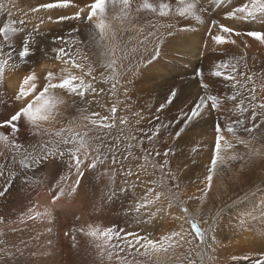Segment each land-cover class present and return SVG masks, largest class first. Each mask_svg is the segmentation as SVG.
<instances>
[{"label": "snow or ice", "instance_id": "6c2138e0", "mask_svg": "<svg viewBox=\"0 0 264 264\" xmlns=\"http://www.w3.org/2000/svg\"><path fill=\"white\" fill-rule=\"evenodd\" d=\"M209 2L217 8H224L226 5H232L234 0H209ZM16 3L17 0H8L11 7L0 4V9H4L11 17L13 16L12 8L16 6ZM71 6H74L73 0H50V2L30 7L28 12L23 13V16ZM108 6H111L113 10L118 8L119 11L116 15H110L107 12ZM86 10V22L92 26L89 31V40L83 42L78 36L73 35L80 31L79 28H73L69 32V39H65L63 36L54 38L61 42V46L53 48L52 51L55 53V59L61 61L64 67L61 68L59 74L48 71L39 89L37 88L38 77L35 72L24 76L15 95V99L21 101L22 106L7 118L0 120V129L11 130L10 134L0 131V146H2L0 147V158L3 160L0 162V183L3 185L0 196H4L18 176H21L22 182L31 183L28 171H34L41 164L52 160L65 161L67 158L68 175L71 176L73 170L75 174V180L68 185L67 189L62 186L67 181V177L61 176V180L55 185V187H59V191L52 196L53 204L61 197L70 196L76 192L81 181L85 178V169L96 170L99 166L105 165L109 157H111L112 166L118 163L121 165L122 175L125 177L137 175L138 180L140 174H148L150 165L152 169H158L161 172V178L159 181L151 180L148 183L163 189V191H154L153 187L147 188L132 211L140 213L142 209L148 210L164 196L168 200L169 208L173 205L180 208L183 216L176 217V219L189 224L190 233L181 224L180 230L171 231L161 235L159 239H154L150 234L141 235L138 232H126L123 228L118 229L116 225L101 227L89 224L87 230L73 227L65 232V236H71L73 248L77 247L75 235L77 232L91 238L90 244L95 248V254L101 264H105V261L108 264H183L184 260L187 261V264H196L197 259L199 264H216L215 252L218 242L215 233L222 210L217 211L211 222L207 219L203 221L208 225L207 228L201 227L193 212H190L186 206L187 202L180 198L178 191L180 187L179 169L174 172L168 167L169 157L175 153L170 147L165 148L161 153L155 147V142L161 128L168 129L170 126L179 125L172 137V139H179L193 121L204 116H212L215 113L218 117L214 122L215 144L211 150L207 175L204 177L202 195L197 199L204 200L208 197L213 187L214 177L219 178L222 186L226 183L240 182L242 174L246 170L254 168L258 163H264V70L250 71L245 55L216 62L210 75L221 78L224 87L232 89L231 94L218 95L212 94L209 84L204 82L203 70L197 69L195 77L199 79V86L203 89V93L199 94L192 102L189 110L180 109L179 115L174 119L163 124L156 123L154 128L150 129L151 135H147L149 130L134 129L128 117H117V105L122 103L118 99L112 104L110 115L88 112L87 105H90L92 100L87 97L92 94L98 96L104 89L97 90L94 86L97 77L93 73L96 68L93 67L88 54L82 52L80 47H77L76 52L73 53L72 45L94 44L101 49L100 67L105 71L100 73V77L105 84L111 82L109 91L111 96L115 97L125 76L133 72V69L150 64L159 57L160 44L158 41H162L165 35L160 29L176 27L175 23L161 24L154 20H147L141 24L142 13L145 15L150 13L162 18H169L173 14L185 19L193 17L203 23L197 13L208 11V8L201 3V0H176L175 8L163 0L159 3H153L150 0H139V2L137 0H92L85 7H80L73 16L61 15L56 17L54 22L85 19L83 13ZM39 19L41 24L45 23L43 17ZM224 19L244 24L257 21L264 24V0H235V6H232L231 10L224 11ZM48 20L52 21V17L49 16ZM26 23L27 21L23 18L20 20L9 19L0 26V80L3 79L6 68L15 69L18 66L14 58L19 61L31 58L29 37H25L18 48L13 45V38L26 31ZM213 27L218 29L216 34H212ZM132 32L136 35H129L127 40L123 39L124 34ZM171 34V31L167 32V35ZM207 34L217 46L235 45L240 47L242 44L243 49H247L249 38L251 41L264 45V30H239L237 27L228 26L217 19H212ZM141 36L142 39L139 38ZM234 37L240 38L239 43ZM81 57L83 62H80ZM72 69L80 70L82 74L76 75ZM133 75H135L134 72ZM85 77H90V79L86 80ZM61 90L73 98L78 97L85 107H76L78 115L68 119L64 126L59 128L46 126L61 122L66 118V110L77 104V101L73 99L72 104L69 105L64 96L60 94ZM127 92L128 89L125 88L126 96ZM176 95L177 89L173 88L166 100L156 109L157 113L165 110V106L171 104ZM29 96L32 98L25 101V98ZM228 104H231V107H225ZM249 112L250 116H246L245 114ZM221 113H230L238 118L230 120L229 116ZM134 115L140 116V119L144 118L139 112ZM22 119L29 131L38 138L35 143L25 145L19 142L18 134L21 131L19 122ZM140 119L135 123L139 124ZM155 119L158 121L160 118L157 115ZM221 120H230V122H226L222 126ZM113 129L117 132L116 143L109 146L105 141L111 138ZM134 131L144 132L151 145L147 149L141 148L144 153L142 157L133 155L132 143L129 142L123 146L120 144L121 138L125 141L137 140V136L133 134ZM225 131L230 134V139L225 137ZM240 132L247 135L241 136ZM143 143L144 140L141 138L136 147H140ZM237 145H242L244 151H239ZM122 150L126 154L123 159H120L118 153ZM161 155L164 157L163 163H158L156 158ZM124 161H129L126 170H124ZM132 161H137L136 172L133 171ZM237 161L240 162V168L233 170L231 165ZM110 172L111 177L114 178L115 168L112 167ZM166 176L174 182L172 187L168 186V181L165 180ZM132 187H135V183L132 184ZM120 191L124 192L125 189L121 188ZM115 196L116 192L113 190L108 199L111 200ZM158 212H163L164 215L169 214L164 209L157 208L155 212L149 211L147 222L151 223ZM257 215L264 219V200H261L260 204L252 211L241 215L239 227L244 229L247 222L255 220ZM51 218L52 213L48 208L37 211L35 207H32L26 213L21 214L18 221L9 223L23 224L25 221L36 220H48L50 223ZM140 222L137 220V223ZM3 223V217H0V226ZM11 230L17 231L16 228ZM47 231L50 232L51 228ZM209 232L213 234L211 243L208 242L207 237ZM193 233L194 238L199 241L195 245H193L192 239H189ZM0 238H2V231H0ZM49 243L51 242L49 241ZM5 244L6 242H0V257L13 258L17 254H22L19 247L15 245L6 247ZM185 245L189 247L187 254L181 259V256L177 254V249L184 248ZM193 254L195 258H193ZM236 259V257H232L233 261ZM242 259L248 264H264V252L259 254V258L245 256ZM0 264H2V260H0Z\"/></svg>", "mask_w": 264, "mask_h": 264}, {"label": "bare ground", "instance_id": "6f19581e", "mask_svg": "<svg viewBox=\"0 0 264 264\" xmlns=\"http://www.w3.org/2000/svg\"><path fill=\"white\" fill-rule=\"evenodd\" d=\"M46 2H49V0H17L16 6L12 8L13 16L10 17L7 13L1 18L2 15H0V26L9 19H15V16L17 19H25L31 25L45 28L49 24H57L54 21L58 16H73L80 7H85L92 2V0H73L74 6L69 8L53 9L47 12L41 11L36 14L29 13L28 16H23V13L28 12L30 7H35L40 3ZM137 2H139V0H137ZM150 2L159 3L161 0H150ZM163 2L172 4L173 8L176 6V0H163ZM201 3L205 4L208 8L207 12L197 13L200 15L203 23L198 22L193 17L185 19L176 17L174 14L169 18L154 16L150 13L146 15L143 13L141 14L143 17L140 21L141 24L145 23L147 20H154L161 24L170 22L176 24V27L173 29H160V31L165 33L163 38L167 39L170 43V45H164L165 52H162V55L166 53L167 56L171 57L173 60L169 63V59H164L165 57L159 56L153 66L157 68L163 66L165 69L169 70L174 65V63H172L173 61L177 60V63H180L179 65L183 68V79L181 85H178L176 97L182 96L183 109L185 111L189 110L192 102L199 94L203 93V89L199 86V79L195 77L197 69L203 70L204 82L209 84L212 94L218 95L225 93L231 94L232 89L230 87H224L221 78H215L210 75L216 62L227 60L234 56L238 57L245 55L250 71L260 72L264 70V45L251 41L249 38V47L247 49H243L242 44L240 47L235 45L217 46L214 41L211 40L210 35L207 34L212 19H217L228 26H234L239 30H243L242 25L244 23L224 19V11L231 10V7L235 6V0L232 5H226L224 8H217L212 5L209 0H201ZM9 7H11V5H9ZM115 10L117 12L119 11L118 8ZM205 13L208 14L206 15ZM108 14L110 13L108 12ZM116 14L117 13L113 15ZM84 15H87V10L83 13V16ZM49 16L52 17V21L48 20ZM40 17L44 18L45 23H40ZM185 28L188 30H180ZM68 29L69 26L67 25V27L61 30V34L52 32L46 28L40 33L26 30L13 38V45L17 48L22 44L25 37L30 38L31 58L26 61H19L17 58H14L18 66L15 69H5V75L3 79L0 80V120L7 118L9 114L14 113L22 106V102L17 101L15 95L19 90V85L24 76L28 75L30 72H35L38 77L37 88L39 89L48 71H53L57 74L60 73L64 65L62 62H56L58 60L55 59V53L52 49L61 46V42L54 38L63 36L65 39H68ZM248 30H264V24L259 21L251 23ZM169 31H171V35H167ZM217 31L218 29L216 27L212 28V34H216ZM139 38L142 39V36ZM234 38L237 39L239 43L240 38ZM175 42L176 44L172 46L171 44ZM33 60L42 61L41 63H34L32 62ZM50 62L53 63L48 66ZM241 71H243V69H241ZM167 82L171 88L172 83H174L173 75ZM60 94L64 96L69 105L72 104L73 99L71 98L70 101V96L67 93L61 90ZM31 98V96L26 97L25 101ZM225 107H231V104ZM69 108L66 110L65 114H67ZM221 114L229 116L230 120L238 118L230 113ZM245 115L250 116V112ZM217 118V114L215 113H213L212 116H204L199 120L193 121L188 125L187 129L194 132L214 131V122ZM68 119L69 118L66 117V122ZM203 120H205V122H202ZM230 120H221L220 122L223 126L226 122H230ZM64 121L65 119L49 126L59 128L65 125ZM19 123L23 126L20 128L21 131L18 134L19 142L25 145L35 143L38 138L29 131L23 119ZM169 129L170 128H161L160 134L155 142V147L161 153H163L165 148L171 146L172 141H170V139L173 137V134L170 135ZM0 131L6 134H10L11 132L10 129H0ZM133 134L137 136V140L134 141L140 142V139L143 138L144 143L140 148L147 149L151 147L144 132L134 131ZM147 135H151V131H148ZM239 135L245 136L242 134ZM227 136L229 137L230 134L228 133ZM105 143L107 144V140ZM237 149L239 151L244 150L242 145H237ZM140 152L142 151L140 150ZM125 154L126 153H124V155ZM141 155H144V153ZM123 157H120V159H123ZM136 157H138V155ZM192 158H194V156ZM156 160L158 163H163V155L157 157ZM0 162H3L2 158H0ZM131 163L133 171L136 172L137 161H132ZM177 164L173 166L169 157L168 167L174 172L179 169L180 182L183 181L184 176L187 177V181H190V177L185 175ZM260 164V172L255 176L257 183L250 189L253 190L254 187L256 188L255 191L249 195L247 203L245 202L244 205L238 203L232 212L224 211L219 218L220 225L217 226L215 233L218 242L215 254L216 264H248L247 261L242 259L243 257L259 258V254L264 252V219H261L260 216L257 215L255 220H249L244 228L246 232L239 227L241 215L245 212L252 211L260 204L261 200H264V170H262L264 169V163ZM128 166L129 161H124V170H126ZM112 167L115 168L114 178L111 177L110 172ZM106 169H108V171H106ZM149 169L155 170V172H149L148 170V174H140L139 180L137 179V175L125 177L121 174V165L118 163L112 166L111 157H109L106 164L99 166L96 170L85 169V178L81 181L76 192L70 196L61 197L55 204L52 203V196L59 191V187H55V185L61 180V176L67 177V181L62 185L66 189L68 185L75 180L74 170L71 176L68 175L67 158H65V161H48L41 164L34 171L29 170L28 177L31 183L22 182L21 176H18L4 196H0V217H3L4 221L3 225L0 226V231H2L0 242H6V247H11L13 245L19 247L22 254H17L13 258L0 257L2 264H101L95 254V248L90 244L91 238L83 233L77 232L75 234L77 247L73 248L71 236H65V232L73 227L87 230L89 224L93 226L99 225L101 227L116 225L118 229L123 228L126 232H138L141 235L150 234L151 238L154 239H159L161 235L174 231L173 229L175 227L173 226L176 219L174 208L179 210L180 208L175 205L169 208L168 200L164 196L154 205L150 206L148 210L142 209L140 213L132 211L136 202L144 195L147 188L153 187L154 191H163V189L148 183V181L151 180L159 181L161 178V176L156 173L158 169H152L151 166ZM165 171H167V169H165ZM188 171H190V169H188ZM159 174H161L160 171ZM194 174L193 176H195ZM167 179L168 177L166 176L165 180L167 181ZM172 182L173 181L169 184V187L173 185L174 182ZM133 183H135V187H132ZM196 183L194 179L192 184L195 185ZM183 185L184 184H182V186ZM191 187L190 191L181 190L179 192L180 198L192 195L200 197V195H202L204 186L198 187L195 185V187L193 186L194 188ZM121 188H124L125 191L121 192ZM0 190H3L2 183H0ZM113 190L116 192V196L109 200L108 197ZM214 191L215 189L212 187L210 192L213 193ZM239 202H241V200ZM255 202L256 204H254ZM222 203L224 202L220 201L217 204V208H220ZM32 207H35L37 211H43L44 208H48L52 213L51 222L49 223L48 220H36L25 221L23 224L19 222L9 223L10 221H18L21 214L26 213L27 210ZM157 208H162L169 214L164 215L163 212H158L151 223H148L149 211L155 212ZM137 220L141 222L137 223ZM233 221H236V225H233ZM234 226H236V230L230 231L229 228ZM12 228H16L17 231L13 232L11 230ZM49 228H51L50 232L47 231ZM176 230H180L177 224ZM49 241L51 243H49ZM232 257H236V261H233ZM105 264H108V262L105 261Z\"/></svg>", "mask_w": 264, "mask_h": 264}, {"label": "rangeland", "instance_id": "374dc122", "mask_svg": "<svg viewBox=\"0 0 264 264\" xmlns=\"http://www.w3.org/2000/svg\"><path fill=\"white\" fill-rule=\"evenodd\" d=\"M0 4H4L5 7H9L7 0H0ZM107 10L110 13V15L117 13V11L113 10L111 6H108ZM4 14H7V12L4 9H0V15H2L1 18L4 17L3 16ZM65 16H68V15H65ZM14 18L16 20H20V19H17V17L15 16ZM84 18L85 19H82V20L69 19V20H65L60 23L54 24V25L49 24L45 28L48 30H51L52 32L58 33V34H61V30L64 27H67V25L69 26V29H68L69 32L73 28H79L80 31L78 33H73V35L78 36L81 41L87 42L89 40V31L91 30L92 26L86 22L85 15H84ZM250 24H243L242 29L248 30ZM45 28L40 27V26L31 25L28 22L25 25V29L27 31H31L35 33H40L41 31L45 30ZM34 29L35 31H33ZM129 35H136V33L134 32L126 33L123 35V39L127 40ZM68 39H69V35H68ZM158 43L160 44L159 56L165 57L164 59H169L170 60L169 63H171V60H173L171 59V57L167 56L166 53L162 55V52H165L164 45H170L169 41L163 38V40L158 41ZM175 44L176 42L171 45L174 46ZM77 47H80L82 52H86L88 54L89 60L92 61L93 67L96 68V71L93 73L97 77V80L94 82V86L97 88V90L104 89V91L100 92L98 96L96 94H92L87 97L88 99L92 100V103L90 105H87L89 113L99 112L101 115H110V108L112 104L115 103L118 99L122 103H119L117 105V117L126 116L128 117L129 121L131 122V126L134 129H137V130L145 129V130L150 131V129H153L156 123L163 124L164 122L166 123L168 120L174 119L176 116L179 115L180 109H183V98L181 96V97H176L175 100L171 104L166 105L165 110H163L162 112L157 113L156 111L159 105L166 100L167 95L170 93V91L173 88L178 90V85L179 84L181 85L182 83L183 68H181V65H179L180 63L179 64L177 63V60L172 62L174 63V65L169 70L165 69L163 66L161 68L154 67L153 64L156 63L157 60H154L150 64L141 65L138 69H133V72L135 73V75H133V72H130L127 76L123 78V83L118 89L117 96L114 97V96H111L110 91H109L111 88V82H109L108 84H105L103 82V79L100 77V73L105 71L102 67H100L99 54H100L101 49L97 48L94 44H81V45L74 44L72 45L73 53L76 52ZM41 61L33 60L32 62L41 63ZM56 62H61V61H56ZM80 62H83L82 57H81ZM51 63L53 62H50L48 66ZM72 71L76 75L82 74L80 70H77V69H72ZM172 75H173L174 83H172L171 88H170L167 81L170 79ZM85 79L86 80L90 79V77H85ZM129 81H131V83H129ZM125 88L128 89L127 96L124 93ZM181 94H182V91H181ZM71 98L75 99L77 101V104L74 107H70L67 114H65V116L69 119L78 115V113L76 112V107H85V105L79 101L78 97L73 98L70 96V101H71ZM101 105H103V107H101ZM137 112H139L140 115L144 118L140 119V116L134 115V113H137ZM157 115L160 118L158 121L155 119ZM138 119H140V123L136 124L135 121ZM202 122H205V120H203ZM64 123L65 125L67 124L66 118H65ZM19 124H20V128H22L23 126L21 125V123ZM117 124L119 125L118 120H117ZM46 126H49V125H46ZM169 128H170L169 129L170 135L173 134L172 136H174L175 131H177L179 128V125H176L175 127L170 126ZM195 132L190 131L186 128L184 133H182L179 139H172V138L170 139V141H172L170 148L175 153L174 155H172L173 157L175 156L174 158L170 156L172 165L174 166L178 163L177 166L181 169V171L185 175L189 176L191 179L190 181L189 180L187 181V177L184 176L183 181H181L182 183L180 182L181 184L178 189L179 192L181 190L190 191V187L191 186L195 187V185H197L198 187L204 186L203 184L204 177L207 175V167L210 165L211 154H212L211 150L215 144V132L214 131H195ZM227 134L228 133L225 131L224 133L225 137L230 138V136L228 137ZM239 134H242L245 136L247 135L246 133H243V132H240ZM116 135H117V132L115 129H113L111 138L107 140L108 145H114L116 143V139H115ZM120 142H122L120 143L121 146L125 145V143L126 144L129 142L132 143L133 148L131 151L133 155L134 156L138 155V157L143 156L141 155L143 154V152H140L141 148L136 147V145L139 144V141H125L123 140V138H121ZM192 145L194 148L192 147ZM185 150L186 152H189V153H186ZM122 151L118 153L120 157H123L125 153L124 151H123L124 153ZM193 156L194 158H192ZM233 163L231 165L233 170H237L240 168V162L237 161ZM149 167H148L149 172H155V170H150ZM260 168H261V164L258 163L254 168L248 169L242 174V179L240 182L226 183L223 186L221 185L219 178L214 177L213 188L215 189V191L213 193L210 192L208 197H206L204 200L197 199L195 195L188 196V197L183 196L181 199L187 202L186 205L187 207L189 206L188 207L189 211L193 212L194 217L197 219L198 222H200L201 227L207 228L208 225L204 224L203 221L207 219L209 222H211L212 217L215 216L217 211L222 210L221 215H220L222 216L224 211L232 212L238 203H240L241 205H244L245 202L247 203L249 199V195L255 191L256 187H254L253 190L250 188L256 185L257 179L255 178V176L256 174L260 172ZM188 169H190V171H188ZM156 173H158L157 175L161 176L158 170ZM193 174L195 176H193ZM194 179H195V183L197 182L195 185L192 184V181L194 182ZM167 181H168V186H169V184L171 183L170 177H168ZM182 184L184 185L182 186ZM181 186L183 187V189ZM170 187H172V185H170ZM240 200L241 202H239ZM220 201H223L224 203L221 204L220 208H217V204ZM254 204H256V202ZM174 212L176 213L174 214L175 217L183 216V213L179 209L174 208ZM180 223L183 224V228L187 232L189 233L191 232V228L189 224L185 223L183 220H177V219H175V224L173 226L175 227L173 229L174 231H177L176 224L178 225V227H180L179 226L181 225ZM218 225H220L219 221H218ZM233 225H236V221H233ZM229 230L235 231L236 226L229 228ZM242 230L246 232L245 229H242ZM212 235L213 234L211 232L207 234L209 243H211ZM189 239H192L193 245L199 243V241L194 238V233L189 236ZM188 247H189L188 245H185L184 248H178L179 250L177 249V252H178L177 254L181 256V259H183V256L187 254ZM193 258H195L194 254H193ZM183 264H187V261L184 260ZM196 264H199L198 259L196 260Z\"/></svg>", "mask_w": 264, "mask_h": 264}]
</instances>
